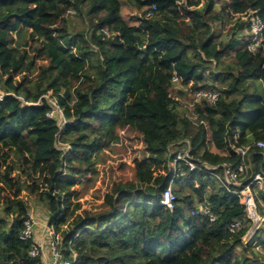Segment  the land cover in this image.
<instances>
[{
	"label": "trees",
	"instance_id": "obj_1",
	"mask_svg": "<svg viewBox=\"0 0 264 264\" xmlns=\"http://www.w3.org/2000/svg\"><path fill=\"white\" fill-rule=\"evenodd\" d=\"M201 4L0 0V90L8 93L0 101V264L41 263L29 253L34 239L20 237L29 198L46 204L61 252L76 255L75 264H255L231 256L237 247L254 253L242 241L253 220L242 197L214 176L179 160L174 208L160 203L174 176L170 146L181 140L195 162L211 166L241 162L233 147L249 145L246 172L231 189L264 174V148L256 145L264 141V42L252 51L237 38L249 29L244 14L264 20V0ZM71 11L85 28L71 29ZM225 16L237 21L219 41L214 26ZM174 72L190 94L174 87ZM197 90H215L219 100L194 102ZM48 92L63 109L62 126L59 115H47ZM176 97H192L195 120L177 110ZM131 133L141 140L139 158L120 145ZM105 153L118 159L109 184L99 173ZM102 186L103 200L84 208V192ZM252 189L264 217V193ZM200 206L216 220L193 214ZM234 220L242 228L231 232ZM256 242L264 247V227Z\"/></svg>",
	"mask_w": 264,
	"mask_h": 264
},
{
	"label": "built area",
	"instance_id": "obj_2",
	"mask_svg": "<svg viewBox=\"0 0 264 264\" xmlns=\"http://www.w3.org/2000/svg\"><path fill=\"white\" fill-rule=\"evenodd\" d=\"M156 9V6L153 5L152 8L147 12L146 17L153 16L154 10ZM243 19L248 22L249 27V33H248V47L252 51H256L261 45H263L264 42V20L260 18L259 16H255L253 14H244ZM172 81L174 84H180L181 83V77L177 74V72H174ZM8 93L3 92L0 90V101L4 99V96ZM43 97L47 100L50 110L48 111L47 115L51 118L55 117L56 115H59V124L62 126L64 123H66V119L63 116V112L61 111V107L59 106L57 99L54 100V96L52 94H45ZM203 100L208 101L209 103L215 104L219 100V92L215 90H197L194 92V102H201ZM185 141V143L188 144V148L184 149L183 151H179L177 153L176 159L172 164V168L174 171V176L169 182L168 187L163 191L160 199V203L167 207L168 209L174 208V201L176 200V193H175V185L176 183V173L178 172L177 162L179 160H184L186 164L190 166L191 169L195 170L197 168L201 169L204 173L210 174L216 178V180L226 189L229 191H232L242 197V201L246 206V212L247 216L252 219L254 222H259L262 217L258 214L257 211V205L255 202V194L256 192L253 191L254 188L262 189L264 190V174L257 173L251 181L246 185L242 190H234L231 189L232 186H237L240 184V180L243 177V175L246 172L247 165L245 163V159L248 156L250 146H234V151L237 154H240L242 157V161L234 164V163H224L219 166H211L206 163H200L195 162L193 160V157L190 155L191 146L190 142L185 139L181 140ZM59 144L65 145L66 148H63V153L69 155L70 154V148L69 144L67 142L58 141ZM57 143V144H58ZM177 143H180L177 142ZM176 144V143H175ZM173 145V144H172ZM171 145V146H172ZM256 145L260 148H264V141H257ZM170 146V147H171ZM200 164V165H198ZM264 192V191H263ZM193 214L195 215H203L205 217H208L210 221L216 220L217 216L211 211V209L208 206H200L198 209L193 211ZM35 220L34 217L29 214V217L25 221V229L21 233L22 239H31L35 238ZM46 227L45 233L47 234L46 238L49 239V249H50V258L48 261H46L45 256L48 254H44V249L42 245L39 243L38 245L34 243L33 247L30 250V255L32 257H40L41 263L40 264H73L75 262V258L69 260L65 259L61 249L59 247L60 241L59 238H57L55 230L53 225H49ZM242 228V221L241 220H234L229 225V230L231 232H236ZM258 228H252L250 231L248 230L246 234L243 236L242 241L243 244L250 243L252 240H255V235L257 234ZM255 243H257L255 241ZM47 257V256H46ZM50 262V263H47Z\"/></svg>",
	"mask_w": 264,
	"mask_h": 264
},
{
	"label": "rangeland",
	"instance_id": "obj_3",
	"mask_svg": "<svg viewBox=\"0 0 264 264\" xmlns=\"http://www.w3.org/2000/svg\"><path fill=\"white\" fill-rule=\"evenodd\" d=\"M225 0H217V9H220L222 7V4ZM204 0H202V4L200 5V7L203 6ZM76 12L71 11L68 14V18L70 21V27L73 30H80L86 27V24L84 23L83 19L75 14ZM236 19H232L228 16H225L223 21L220 23H217V25L214 26V30L215 33L218 35V40L219 41H227L230 39L231 35H230V29L232 26H234V24L236 23ZM248 33H249V29H243L239 34L238 37L241 42H240V46L243 45L247 39H248ZM235 51H232L231 54L229 56H225L223 58V61L227 64H231L234 61L233 55H234ZM219 73V70L217 69V71ZM206 76L209 78L208 82L210 84L213 83V77H210V74L207 72ZM175 88H183V85L181 84H175L174 85ZM185 88V87H184ZM183 88V89H184ZM188 91H186V90ZM184 90L186 92H188L189 94L191 93L189 88H185ZM49 94H52L51 92H49ZM54 100H56V97L53 98ZM176 100H178L179 105L177 110L183 114L188 115L192 120H195V115L194 113H192L190 111L191 108V102H192V97L191 99H186L184 97H176ZM61 111L63 112V109L61 108ZM63 125V124H62ZM140 139L136 136L135 133H131V134H126L121 138V143L120 145L126 146L129 149V152H131L132 150L136 149L138 152L134 155L136 157H140V153L138 150V146L140 144ZM59 148L63 149L66 148L65 145H61L58 143ZM172 148L170 149L173 153H178L179 151H183L185 148H188V144L185 143V141H180V143H176L173 144L171 146ZM212 150H216L214 147H211ZM104 164L101 165V167L99 168V173L101 176H104L107 184H109L112 180L117 179L116 174L111 170V166H115V164L118 162L117 158L112 159V157H109L107 153L104 154ZM99 182V181H98ZM185 184V183H184ZM181 185L176 184L175 185V190H179ZM257 191H264L262 189H258ZM106 193V186H102L101 191L100 192H95L92 191L91 189H88L86 192H84L83 197L80 199V201L83 204V207H88L92 202H97V201H102L103 197ZM264 193V192H263ZM100 199V200H99ZM28 204L30 205L29 208V214H31L34 217V220L36 222L35 227H34V232L36 230L37 227H41L40 223H42V227L41 229V240L39 239V241L37 239L34 238L35 243L38 245L39 243L42 245L43 249H44V254H48L45 256L46 261L49 260L50 258V249H49V239L46 238L47 234L43 233V230H46V227L48 226L47 224H49V211L46 207V204H44L43 202L38 201L35 198H29L28 200ZM199 205V204H198ZM262 207L264 208V203L262 204ZM41 220V222H40ZM40 222V223H39ZM254 222V221H253ZM264 217H262V219L259 222L253 223V225L251 226V228L249 229V231L252 228H258L257 230V234L254 236L255 240H252L250 243H247L246 246H251L254 249V253L247 251H244L243 247H237L235 252L231 254V256L233 258L235 257H242L244 254L247 256V258H249L250 260L254 261L255 264H264V247L259 246L257 243H255V241H257V237H259L261 235V231L262 228L264 227ZM75 258V262H76V255H74ZM75 262L73 264H75ZM50 263V262H47Z\"/></svg>",
	"mask_w": 264,
	"mask_h": 264
},
{
	"label": "crops",
	"instance_id": "obj_4",
	"mask_svg": "<svg viewBox=\"0 0 264 264\" xmlns=\"http://www.w3.org/2000/svg\"><path fill=\"white\" fill-rule=\"evenodd\" d=\"M40 222H41V220H40ZM39 222V223H40ZM40 225H41V227H42V223H40ZM40 227V228H41ZM39 227H37L36 228V230H35V239H37L38 241H39V239L41 240L42 238H41V234H42V232H41V229H40ZM43 233H45V231L43 230Z\"/></svg>",
	"mask_w": 264,
	"mask_h": 264
}]
</instances>
